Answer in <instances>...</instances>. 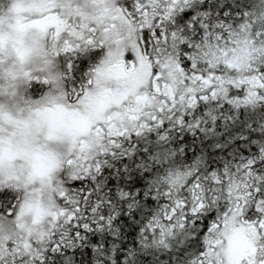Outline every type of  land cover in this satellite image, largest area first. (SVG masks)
<instances>
[{"label":"snow or ice","instance_id":"6c2138e0","mask_svg":"<svg viewBox=\"0 0 264 264\" xmlns=\"http://www.w3.org/2000/svg\"><path fill=\"white\" fill-rule=\"evenodd\" d=\"M198 2L9 0L0 8V80L48 88L15 114L0 105V190L12 193L0 200V264H55L65 234L111 225L112 200L95 188L77 199L62 186L66 173L97 176L101 156L119 154L122 141L182 129L201 104L264 105V0L239 24L204 19ZM42 40L50 59L33 71L46 76L23 67ZM88 52L102 58L85 73L87 61L76 58ZM152 190L163 206L144 232L179 250L177 264H264V160L169 170Z\"/></svg>","mask_w":264,"mask_h":264},{"label":"trees","instance_id":"16d2710c","mask_svg":"<svg viewBox=\"0 0 264 264\" xmlns=\"http://www.w3.org/2000/svg\"><path fill=\"white\" fill-rule=\"evenodd\" d=\"M258 0H199L196 8L204 19L221 20L231 17L229 23L239 24L244 11H252ZM81 53L77 60L87 61L85 73L97 64L102 54ZM61 67L63 57L58 58ZM79 63L76 67H79ZM45 67V66H44ZM43 68V67H40ZM48 73L34 71L33 75ZM3 80H0L2 82ZM40 85L25 83L18 95L8 92L0 97L6 111L14 113L19 100L37 98ZM25 88H29L30 96ZM187 124L181 128L153 130L121 142L119 154L101 156L100 174L81 175L74 170L66 173L62 186L77 199L85 189L102 190L112 200L105 215L113 216L111 225L102 231H83L72 239L65 234V255L55 264H177L179 250L164 249L154 243L155 237L145 234V224L160 211L162 202L155 198L153 185L167 171L199 170L201 173L224 171L240 167L245 162L264 160V105L249 104L217 107L214 103L201 104L187 114ZM198 125V127H196ZM161 136L166 137L162 140ZM83 184V187L69 185ZM131 193L134 199H121L120 193ZM0 190V200L11 199ZM129 204L135 207L129 208ZM83 242L81 243V238ZM187 256V253H185Z\"/></svg>","mask_w":264,"mask_h":264},{"label":"rangeland","instance_id":"374dc122","mask_svg":"<svg viewBox=\"0 0 264 264\" xmlns=\"http://www.w3.org/2000/svg\"><path fill=\"white\" fill-rule=\"evenodd\" d=\"M8 2H9V0H0V8H5L6 9V7L8 6ZM257 3L259 5V0L257 1ZM26 39H30V37L26 36ZM41 49H43V50L47 49V42L46 41L42 40V41L38 42L36 48H34L32 54L28 57V59L26 60L24 66H23L25 71H30L33 74L34 73V71H33L34 69H39L40 67H44L45 66V64H44L45 59H50V57H45L43 55V51ZM13 59H14V56L9 58V60L6 62L5 66L7 67V66L11 65ZM9 83H14L15 87L14 88L9 87L8 86ZM24 85H25V82H23L20 78H17V80L14 81V82L11 81L10 78L7 81L3 80L2 82H0V97H4V96H1V95H3V93L4 94H8L9 91L10 92H14V93H16V95H18L20 93V91L23 89ZM25 93H26V95L30 96L31 92H29V88L28 89L25 88ZM43 94H44V91H42L40 96H38L36 99H39ZM28 99L35 100V98H33V97L32 98L28 97ZM24 101H26V99L24 100V99L20 98V96H19V100H18V102L15 105L14 113H12V114H15L16 109L18 107H23L24 106ZM3 103H5V102H0V105H2ZM43 213H44V210L40 209L39 210V214L43 215Z\"/></svg>","mask_w":264,"mask_h":264}]
</instances>
